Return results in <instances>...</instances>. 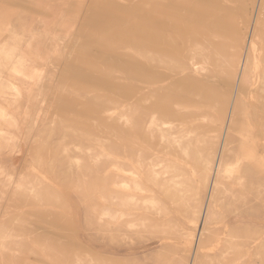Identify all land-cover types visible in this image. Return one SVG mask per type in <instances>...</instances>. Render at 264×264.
Masks as SVG:
<instances>
[{
    "label": "rangeland",
    "instance_id": "1",
    "mask_svg": "<svg viewBox=\"0 0 264 264\" xmlns=\"http://www.w3.org/2000/svg\"><path fill=\"white\" fill-rule=\"evenodd\" d=\"M260 2L0 0V264H264Z\"/></svg>",
    "mask_w": 264,
    "mask_h": 264
},
{
    "label": "bare ground",
    "instance_id": "2",
    "mask_svg": "<svg viewBox=\"0 0 264 264\" xmlns=\"http://www.w3.org/2000/svg\"><path fill=\"white\" fill-rule=\"evenodd\" d=\"M230 1V0H229ZM222 3V2H221ZM88 9H90V8H88ZM255 10H259V12L260 13H263L264 14V2L262 3V0H261V2L258 4V7H257V9H255ZM259 14V13H258ZM260 15V14H259ZM256 16H257V14H256ZM260 17V16H259ZM258 22V21H257ZM78 24V23H77ZM256 25L258 24V23H255ZM261 25V24H260ZM253 26V25H252ZM254 27V26H253ZM257 27V26H256ZM251 28V27H250ZM249 28V29H250ZM249 31H251V30H249ZM235 33V32H234ZM243 34V33H242ZM249 34H251V33H249ZM251 36V35H250ZM249 36V37H250ZM248 42V41H247ZM20 44V43H19ZM240 44V43H239ZM246 45H248V47H249V50H250V52H252V55H253V59H254V54H255V52H256V45H255V43L252 41V40H250L249 39V43L248 44H246ZM18 46V45H17ZM74 46V45H73ZM239 46V45H238ZM246 48H247V46H246ZM66 50V49H65ZM78 50H80V48L78 49ZM76 51H77V49H76ZM241 51V50H240ZM245 51H246V49H245ZM74 52V51H73ZM80 52V51H79ZM202 49H200V48H195V50L192 52L193 53V55L196 57V56H200L201 58L203 57V55H202ZM242 52V51H241ZM249 52V53H250ZM7 53V52H6ZM247 54V53H246ZM2 57V56H1ZM17 57V56H16ZM244 58V57H243ZM195 60V59H194ZM12 61V60H11ZM258 63V62H257ZM252 64H253V60H252ZM20 65V64H19ZM259 65H260V63H259ZM193 66H194V71H195V73L196 74H199V75H201V77H202V75L204 74V72L206 71V69H207V62H206V60L204 59V58H202L201 59V62H200V64L198 63V62H196V61H194V63H193ZM254 67V66H253ZM240 69V72H239V74L237 75V83L239 84V83H241L243 80H242V78H243V76H244V69H245V65H244V63H242L241 64V66L239 67ZM258 70V69H257ZM249 71V70H248ZM252 71V70H251ZM200 72H202V73H200ZM207 73V72H206ZM260 73H262V72H260ZM66 74V73H65ZM248 78V77H247ZM255 78V77H254ZM203 79H207V77H206V75L205 76H203ZM259 79V78H258ZM257 79V80H258ZM261 79V78H260ZM242 80V81H241ZM247 80V79H246ZM245 80V81H246ZM251 80H252V77H251ZM241 81V82H240ZM260 81V80H259ZM247 82H249L248 80H247ZM257 83H258V81H256ZM250 83H252L253 85H255V83H253V82H250ZM247 83H245V85H246ZM263 85V84H262ZM257 87V86H256ZM264 90V89H263ZM263 90H261V92L263 91ZM237 91V90H236ZM264 94V93H263ZM240 96V95H239ZM240 98H241V96H240ZM246 98V97H245ZM263 101V100H262ZM234 102V101H233ZM253 102V101H252ZM233 105V104H232ZM263 105V104H262ZM231 106V105H230ZM255 107V106H254ZM263 107V106H262ZM231 108V107H230ZM250 111V110H249ZM259 111V110H258ZM262 111V110H261ZM251 112V111H250ZM234 114V113H233ZM253 114H255V111H254V113ZM230 117V116H229ZM258 117V116H257ZM234 118V117H233ZM230 120V119H229ZM255 120H256V118H255ZM256 127V126H255ZM263 127V126H262ZM259 128L261 129V125L259 126ZM258 128V129H259ZM260 129L259 130H257L258 132H259V137L261 136V138L259 139H255V137L253 136V135H251V134H248V135H246V136H244V139H246L245 141H247V142H251V145H252V149L251 150H249V149H246V148H242L241 150H240V161H239V163L241 162V161H249V165H248V169H249V171H252L251 173H250V177H249V179H259V180H262L263 182H264V134H262V132L260 131ZM256 131V130H255ZM263 131V130H262ZM226 133V132H225ZM257 137V136H256ZM231 141V140H230ZM229 143V142H228ZM222 144V143H221ZM232 147V146H231ZM260 147L262 148V152H261V149H260ZM228 148V147H227ZM222 149V148H221ZM259 150H260V153H259ZM218 151H220V150H218ZM223 151H225V150H223ZM222 151V152H223ZM218 153V152H217ZM219 155V154H218ZM226 157H227V155H226ZM217 159V158H216ZM219 159V158H218ZM218 161V163H217V165H215V168H214V170H212L211 171V173H210V177L212 178V176L214 177L213 179H211V181H212V187H217L218 185H221L222 186V188H223V190H224V192H225V194L226 193H229L230 194V196H231V201L232 202H234V204H236L237 206H238V204H239V202L240 201H242V200H245L246 198H247V192H245L244 191V188H246V185H245V182L243 181V179H244V176L243 175H239V176H237V177H235V178H232V179H234V180H232V179H230V178H227L228 180H232V181H230V182H232L231 184H229V183H227V184H223V183H219L218 181H216V178L218 177V180L220 179H224V177L228 174V173H230L231 171L228 169V168H225V167H223V166H220L221 165V159L220 160H217ZM250 168H252V169H250ZM243 169V168H242ZM243 171V170H242ZM235 172V171H234ZM244 173V172H243ZM242 173V174H243ZM212 175V176H211ZM246 175V174H245ZM209 183H210V181H209ZM209 187H211V186H209ZM264 189V188H263ZM209 190V189H208ZM211 190V189H210ZM208 193V192H207ZM206 194V193H205ZM209 194V193H208ZM207 196H209V195H207ZM211 198H212V195H210V198H209V202L211 201ZM206 200H207V198H205ZM217 199V198H216ZM220 200V199H219ZM214 201H216V200H214ZM214 205V204H213ZM204 207H205V209L204 210H202L201 211V216H202V218H204V219H207L208 221H210L211 219L213 220V219H215L216 217V213L214 212V211H212L211 210V207H210V204L208 203L207 205H204ZM215 208V207H214ZM218 211H219V209H218ZM218 215V214H217ZM211 217V218H210ZM244 218V217H243ZM203 219V220H204ZM202 220V219H201ZM206 220V221H207ZM239 220H234V222H238ZM199 222V217H198V219L196 220V223L194 224V227L195 228H197V223ZM241 222V221H240ZM14 224V223H13ZM190 224V223H189ZM251 223H250V221L248 220V225H250ZM200 225H202L201 223H200ZM205 226V225H204ZM249 227V226H248ZM200 233V232H199ZM198 235V234H197ZM189 238H191V237H193V234L191 233V234H189V236H188ZM194 238V237H193ZM192 238V239H193ZM225 238H228V240H229V242H233L234 240H236V239H238V235L237 234H234V233H229V234H226V236H225ZM191 239V240H192ZM219 240V239H218ZM193 241V240H192ZM218 243V242H217ZM190 244H188V246H189ZM190 246H192V245H190ZM184 247V246H183ZM185 248V247H184ZM194 248H196L195 246H194ZM196 249H198V248H196ZM195 249V250H196ZM191 250H194V249H191ZM191 256H193V254H191ZM191 258H193V257H191ZM189 264H196V257H195V259H193L192 261H191V263H189Z\"/></svg>",
    "mask_w": 264,
    "mask_h": 264
}]
</instances>
